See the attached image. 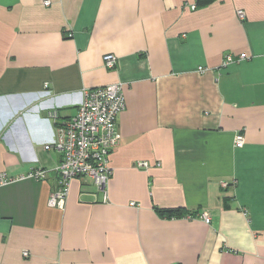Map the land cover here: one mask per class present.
Listing matches in <instances>:
<instances>
[{
    "label": "crops",
    "instance_id": "0c3cea01",
    "mask_svg": "<svg viewBox=\"0 0 264 264\" xmlns=\"http://www.w3.org/2000/svg\"><path fill=\"white\" fill-rule=\"evenodd\" d=\"M50 1L0 0V173L47 171L0 188V264H264V0ZM116 83L107 201L75 179L51 208L45 146Z\"/></svg>",
    "mask_w": 264,
    "mask_h": 264
},
{
    "label": "built area",
    "instance_id": "2783aa9c",
    "mask_svg": "<svg viewBox=\"0 0 264 264\" xmlns=\"http://www.w3.org/2000/svg\"><path fill=\"white\" fill-rule=\"evenodd\" d=\"M44 4L50 6L51 1L44 0ZM192 8L195 9L196 6ZM237 15L240 19L245 17L244 11H238ZM231 61L232 58L228 57L224 65ZM117 63L118 58L114 54L104 57L107 69H115ZM125 109L126 99L122 83L87 89L77 114L72 119L57 124L55 139L45 146V150L55 148L62 154V160L55 168L58 174L56 188L48 201L51 208L65 209L71 183L75 179L96 186L103 193L104 201H107L108 184L112 175L109 159L120 141L118 117ZM51 117L56 121L58 119L57 113H52ZM244 143V136L237 135L236 146L242 148ZM136 167L147 169L149 165L139 162ZM46 178L47 171L42 169H33L27 175L21 176L2 172L0 188L26 179L43 181ZM203 219L206 223L211 222L208 214H204Z\"/></svg>",
    "mask_w": 264,
    "mask_h": 264
},
{
    "label": "trees",
    "instance_id": "16d2710c",
    "mask_svg": "<svg viewBox=\"0 0 264 264\" xmlns=\"http://www.w3.org/2000/svg\"><path fill=\"white\" fill-rule=\"evenodd\" d=\"M213 1L214 0H198L200 5H207ZM158 212L168 218L180 217L183 215V211L180 209H158Z\"/></svg>",
    "mask_w": 264,
    "mask_h": 264
}]
</instances>
